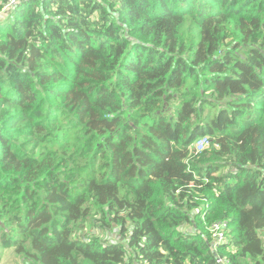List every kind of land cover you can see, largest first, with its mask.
<instances>
[{"label":"trees","instance_id":"obj_1","mask_svg":"<svg viewBox=\"0 0 264 264\" xmlns=\"http://www.w3.org/2000/svg\"><path fill=\"white\" fill-rule=\"evenodd\" d=\"M8 1L0 249L21 264H264V0Z\"/></svg>","mask_w":264,"mask_h":264},{"label":"built area","instance_id":"obj_2","mask_svg":"<svg viewBox=\"0 0 264 264\" xmlns=\"http://www.w3.org/2000/svg\"><path fill=\"white\" fill-rule=\"evenodd\" d=\"M19 1H27V0H9L7 4L4 6V9H7ZM210 145V140L202 136L198 138L194 144L192 145V150L194 154H199L202 151L206 150ZM209 231L212 238V245L214 249L218 248L221 244L227 242V233H228V225L225 221H218L213 222L209 226ZM216 263L217 264H228V259L220 257L219 255L216 256Z\"/></svg>","mask_w":264,"mask_h":264},{"label":"rangeland","instance_id":"obj_3","mask_svg":"<svg viewBox=\"0 0 264 264\" xmlns=\"http://www.w3.org/2000/svg\"><path fill=\"white\" fill-rule=\"evenodd\" d=\"M3 13L4 12H2L0 16L3 15ZM112 228H114V226ZM86 231L90 233V236L101 237L108 241H114L120 238L119 228H115L109 234H106L107 230L100 226L97 227V225L94 226L91 231ZM0 264H21V260L13 254L12 249H0Z\"/></svg>","mask_w":264,"mask_h":264},{"label":"clouds","instance_id":"obj_4","mask_svg":"<svg viewBox=\"0 0 264 264\" xmlns=\"http://www.w3.org/2000/svg\"><path fill=\"white\" fill-rule=\"evenodd\" d=\"M202 219H203V217H202Z\"/></svg>","mask_w":264,"mask_h":264}]
</instances>
